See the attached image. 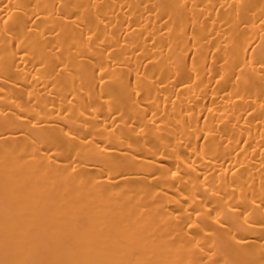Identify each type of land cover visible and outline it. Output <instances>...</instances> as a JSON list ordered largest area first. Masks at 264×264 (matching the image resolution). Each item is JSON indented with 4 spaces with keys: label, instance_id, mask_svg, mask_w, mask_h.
<instances>
[{
    "label": "bare ground",
    "instance_id": "obj_1",
    "mask_svg": "<svg viewBox=\"0 0 264 264\" xmlns=\"http://www.w3.org/2000/svg\"><path fill=\"white\" fill-rule=\"evenodd\" d=\"M0 264H264V0H0Z\"/></svg>",
    "mask_w": 264,
    "mask_h": 264
}]
</instances>
